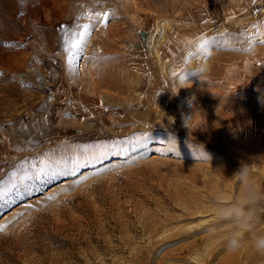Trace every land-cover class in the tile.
<instances>
[{
	"label": "rangeland",
	"instance_id": "obj_1",
	"mask_svg": "<svg viewBox=\"0 0 264 264\" xmlns=\"http://www.w3.org/2000/svg\"><path fill=\"white\" fill-rule=\"evenodd\" d=\"M242 169L264 191V0H0V264H264V201L236 252L217 214Z\"/></svg>",
	"mask_w": 264,
	"mask_h": 264
},
{
	"label": "clouds",
	"instance_id": "obj_2",
	"mask_svg": "<svg viewBox=\"0 0 264 264\" xmlns=\"http://www.w3.org/2000/svg\"><path fill=\"white\" fill-rule=\"evenodd\" d=\"M239 175L240 182L245 185L242 199H234L217 207V214L224 219L232 220L238 229L226 238V246L230 252H236L243 246L245 232L251 233L255 230L258 223L255 208L260 201H264V191L255 188L247 170L242 169ZM252 246L255 251L264 254V234L256 235Z\"/></svg>",
	"mask_w": 264,
	"mask_h": 264
},
{
	"label": "snow or ice",
	"instance_id": "obj_3",
	"mask_svg": "<svg viewBox=\"0 0 264 264\" xmlns=\"http://www.w3.org/2000/svg\"><path fill=\"white\" fill-rule=\"evenodd\" d=\"M97 17L101 16V13H96ZM104 19L107 20V13L103 14ZM79 19V17H78ZM106 26V25H105ZM83 29L82 31L80 29ZM91 25H75L72 32L65 26H62L61 32L64 37V48L63 50L68 55V62L71 65L75 58L79 56L80 52L83 51V47L86 45L87 38L91 35ZM203 47V45H201Z\"/></svg>",
	"mask_w": 264,
	"mask_h": 264
},
{
	"label": "bare ground",
	"instance_id": "obj_4",
	"mask_svg": "<svg viewBox=\"0 0 264 264\" xmlns=\"http://www.w3.org/2000/svg\"><path fill=\"white\" fill-rule=\"evenodd\" d=\"M262 33V32H261ZM195 44V43H194ZM187 47V46H186ZM197 47V46H196ZM191 50V49H190ZM189 50V51H190ZM187 52V51H186ZM167 63V62H166ZM187 64V63H186ZM189 64V63H188ZM187 64V65H188ZM167 65H168V63H167ZM190 65V64H189ZM191 66V65H190ZM168 67H170V65L168 66ZM174 67V66H173ZM172 67V68H173ZM175 70V69H174ZM173 70V71H174ZM177 71V70H176ZM175 72V71H174ZM173 73V72H172ZM117 102V101H116ZM119 103H120V101H118ZM129 102V101H128ZM132 102H133V100H132ZM125 103V102H124ZM127 103V102H126ZM130 103V102H129ZM116 104V103H115ZM128 104V103H127ZM140 105H142L141 103H139V102H137V104H136V106H137V108L138 107H140ZM131 106V105H130ZM135 106V105H134ZM139 110H141V109H139ZM143 110V109H142ZM141 110V112L143 113V111ZM127 112H128V110H126ZM131 112V111H130ZM129 112V113H130ZM141 112L140 113H136V114H138V115H140L141 114ZM114 114H116L115 112H114ZM147 114V113H146ZM114 116H116V117H120L121 115H119L118 113L116 114V115H114ZM132 116V115H131ZM135 116V115H134ZM126 117V116H125ZM125 119V118H124ZM116 122V121H115ZM157 122V121H156ZM42 123V122H41ZM112 122H110V124H111ZM114 123V122H113ZM119 123V122H118ZM75 124H77V123H75ZM128 125V124H127ZM145 125V124H144ZM117 129V128H116ZM128 131V130H127ZM116 132V131H115ZM29 134V135H28ZM42 134V133H41ZM16 135H18L19 136V138L21 137V141H23V142H26V143H29L30 142V137H34V138H39V135H40V133L39 132H37V131H35V130H31V131H28L27 130V132H25V130L23 129V128H21V129H19V130H17L16 129ZM117 136V135H116ZM63 147H65V146H63ZM60 148V147H59ZM58 147H54V148H51L49 151H48V153H52V152H54V151H56V150H58L59 149ZM60 151H62V150H60ZM73 151L74 152H76V149H73ZM87 152V151H86ZM66 153H67V155L68 156H71L72 154L71 153H69V152H63L62 151V153L61 154H64V156H63V158L65 157V155H66ZM75 155V154H74ZM63 164V163H62ZM63 166V165H62ZM51 167V166H50Z\"/></svg>",
	"mask_w": 264,
	"mask_h": 264
}]
</instances>
